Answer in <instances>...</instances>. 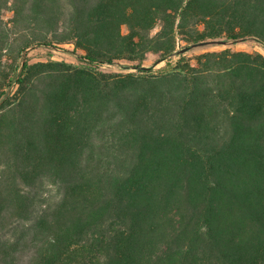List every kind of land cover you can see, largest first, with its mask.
Masks as SVG:
<instances>
[{"label":"trees","instance_id":"16d2710c","mask_svg":"<svg viewBox=\"0 0 264 264\" xmlns=\"http://www.w3.org/2000/svg\"><path fill=\"white\" fill-rule=\"evenodd\" d=\"M251 43L264 0H0V264H264Z\"/></svg>","mask_w":264,"mask_h":264},{"label":"rangeland","instance_id":"374dc122","mask_svg":"<svg viewBox=\"0 0 264 264\" xmlns=\"http://www.w3.org/2000/svg\"><path fill=\"white\" fill-rule=\"evenodd\" d=\"M232 45V44H230ZM226 47L228 45H225ZM63 48L65 49H72L73 46L69 45V44H65L62 45ZM222 48H225L224 46H213L207 49H198L196 51L190 52L188 53L189 57L194 56L197 53H200L202 51L205 50H220ZM231 49L233 50H244V51H248V52H253V51H257L260 52L262 54H264V49L261 48L258 45L255 44H240V45H235V46H230ZM29 61L30 62H37V61H46L47 59H56V60H65L67 62H71V63H76L75 58L73 57V55L67 53V52H61V51H56L53 49H29ZM176 57L172 56V60H175ZM154 60V58H151L149 61L145 62V66H149L151 64V61ZM164 66V62H160L158 63L154 70H157L159 67H163ZM102 70L104 71H109V72H118V71H122L121 68L117 67V66H112L109 64H105L102 65L100 67ZM123 71H127V70H123Z\"/></svg>","mask_w":264,"mask_h":264},{"label":"water","instance_id":"95a60500","mask_svg":"<svg viewBox=\"0 0 264 264\" xmlns=\"http://www.w3.org/2000/svg\"><path fill=\"white\" fill-rule=\"evenodd\" d=\"M210 43H216V44H220V45H230V44H233V41H225V40H216V41H211ZM205 43H200V45H203ZM29 49H26L24 52H23V58L24 56L26 55L27 51ZM185 51V49L181 50L180 52H183Z\"/></svg>","mask_w":264,"mask_h":264}]
</instances>
